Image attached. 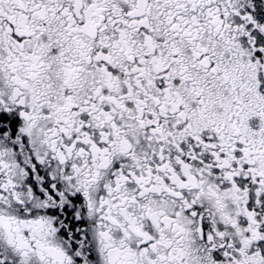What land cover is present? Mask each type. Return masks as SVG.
<instances>
[{
	"label": "snow or ice",
	"instance_id": "snow-or-ice-1",
	"mask_svg": "<svg viewBox=\"0 0 264 264\" xmlns=\"http://www.w3.org/2000/svg\"><path fill=\"white\" fill-rule=\"evenodd\" d=\"M0 264H264V0H0Z\"/></svg>",
	"mask_w": 264,
	"mask_h": 264
}]
</instances>
